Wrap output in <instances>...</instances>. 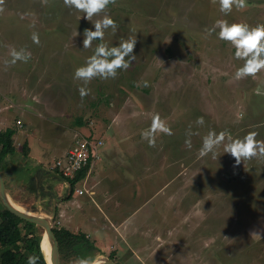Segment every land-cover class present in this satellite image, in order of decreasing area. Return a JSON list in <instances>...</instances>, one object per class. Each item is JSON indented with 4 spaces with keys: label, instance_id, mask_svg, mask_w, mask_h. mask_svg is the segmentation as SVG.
I'll return each mask as SVG.
<instances>
[{
    "label": "rangeland",
    "instance_id": "obj_1",
    "mask_svg": "<svg viewBox=\"0 0 264 264\" xmlns=\"http://www.w3.org/2000/svg\"><path fill=\"white\" fill-rule=\"evenodd\" d=\"M0 8V131H17L16 154L1 171L14 203L67 229L58 213L68 186L55 173L34 191L30 178L38 166L54 171L57 159L92 136L102 142V159L78 184L82 202H72L67 216L75 210L72 220L80 223L72 233L89 237L90 253L101 251L98 260L113 255L116 264H264V161L234 167L223 144L215 159L199 156L210 130L233 139L255 131L264 141V71L235 80L243 61L235 59L231 44L205 31L221 19L264 24V0H247L246 8L228 15L211 0H116L108 13L118 29L107 30L104 42L113 47L135 37L137 59L115 79L90 81L83 99L84 85L74 72L99 43L83 49V32L94 30L92 22L63 0H3ZM34 32L39 44L31 39ZM12 49L27 50L31 59L6 65ZM156 114L173 134L158 133L150 147L141 132ZM79 119L86 125L78 126ZM189 131L197 133L191 149L185 146ZM127 217L131 229L120 230ZM96 220L114 236L124 232L123 240L99 241L92 230ZM36 225L43 236L45 229ZM253 230L261 234L252 237ZM58 258L71 264L76 256Z\"/></svg>",
    "mask_w": 264,
    "mask_h": 264
},
{
    "label": "clouds",
    "instance_id": "obj_2",
    "mask_svg": "<svg viewBox=\"0 0 264 264\" xmlns=\"http://www.w3.org/2000/svg\"><path fill=\"white\" fill-rule=\"evenodd\" d=\"M213 4H219L221 13L228 15L235 7L237 10L246 8L247 0H211ZM3 0H0V4ZM64 5L71 10L83 13V18L92 22L94 30L85 29L83 32V49L87 50L92 47L94 41L96 44L94 54L87 58L85 65L78 67L74 72V79L83 82L79 88V93L83 99L90 94L87 85L95 78L104 80L115 79L119 70H128L137 59L134 55V49L137 39L133 36L121 38L118 46L109 47L104 42L105 33L111 30L113 34L117 32L118 25L108 13V6L115 4L116 0H63ZM0 11H3L0 8ZM94 17L96 19H94ZM218 30V31H217ZM206 33L211 36L215 33L219 40L227 42L235 49L234 57L236 60L243 61V65L234 73V79L239 81L247 77H255L258 73L264 71V24L249 26L244 23H229L227 20H217L215 24L208 29ZM77 35L79 33L77 32ZM31 39L34 43L39 44V34L32 33ZM11 60L5 61V64H15L25 62L31 59V53L25 49H12L10 52ZM197 125H203V117L196 121ZM158 133L172 135V130L165 121L156 114L151 121L150 127L141 132L143 140L147 141L150 147L156 144ZM197 133L189 131L186 135L189 137L185 140V146L189 149L192 147L190 137ZM258 133L255 131L247 133L243 138L233 139L227 131L217 133L210 130L202 140V147L199 149V156L206 157L211 154L215 159L216 149L223 144L224 153L230 154L235 159L234 167H239L244 161L258 159L264 161V141L257 140ZM227 138V143L225 140ZM77 188V187H76ZM261 234L253 230L250 235L255 237ZM28 264H38V257L29 256ZM71 264H97L94 258H76Z\"/></svg>",
    "mask_w": 264,
    "mask_h": 264
},
{
    "label": "trees",
    "instance_id": "obj_3",
    "mask_svg": "<svg viewBox=\"0 0 264 264\" xmlns=\"http://www.w3.org/2000/svg\"><path fill=\"white\" fill-rule=\"evenodd\" d=\"M77 124L80 127L86 125L82 119H79ZM16 134L17 131L12 128L0 131V168L7 162L8 157L16 154L17 150L14 145ZM29 150L28 143L24 144L23 155L27 158ZM66 154L56 160L54 171H46L41 166L36 167L34 175L30 178L32 190L41 192L46 178L54 177L56 173V176H61L69 182L71 193L66 199L70 200L76 191L77 184L86 178L90 167L80 170L73 178L64 176L57 164L64 159ZM37 227L35 223L14 215L5 206L0 205V264H28L29 256L38 257V264H47L40 246L43 236ZM53 231L58 242L59 254L67 260L74 256L87 258L95 255L90 253L93 243L86 234H75L66 228L58 227V225L54 226ZM111 258H114L113 255Z\"/></svg>",
    "mask_w": 264,
    "mask_h": 264
},
{
    "label": "built area",
    "instance_id": "obj_4",
    "mask_svg": "<svg viewBox=\"0 0 264 264\" xmlns=\"http://www.w3.org/2000/svg\"><path fill=\"white\" fill-rule=\"evenodd\" d=\"M102 142L92 136L84 137L77 141L76 145L67 152L64 159L57 166L60 172L66 176L73 178L80 170L90 166L93 168L98 161L101 160L100 147ZM78 195H83L84 190L76 188Z\"/></svg>",
    "mask_w": 264,
    "mask_h": 264
},
{
    "label": "water",
    "instance_id": "obj_5",
    "mask_svg": "<svg viewBox=\"0 0 264 264\" xmlns=\"http://www.w3.org/2000/svg\"><path fill=\"white\" fill-rule=\"evenodd\" d=\"M0 200L2 201L4 206L7 209H9V211L12 212L14 215L22 219L31 221L35 224H39L45 229V234L42 237V241L40 245L42 252L45 256V260L47 264H60L59 258H58V255H59L58 242H57L56 236L53 231L54 229L53 219L46 214H42V213L40 214L36 212H25V211H21L20 209H17V207L14 205V202L9 195L7 186L3 178L1 168H0ZM45 236L47 239L51 241L52 258H50V260L47 259L45 252L43 250V241H44ZM97 264H116V263L111 259H103V260H99Z\"/></svg>",
    "mask_w": 264,
    "mask_h": 264
},
{
    "label": "crops",
    "instance_id": "obj_6",
    "mask_svg": "<svg viewBox=\"0 0 264 264\" xmlns=\"http://www.w3.org/2000/svg\"><path fill=\"white\" fill-rule=\"evenodd\" d=\"M99 162H101V160L100 161H98L97 163H96V165H95V167L97 166V164L99 163ZM92 171H93V169H92ZM91 171V172H92ZM91 172L87 175V177L84 179V181L86 180H88V178H89V176L91 175ZM60 173V172H59ZM61 174V173H60ZM59 179H61V181L64 183V185L65 186H68V188L70 189V184H69V182L68 181H66V180H64V178H61V176H59ZM83 181V180H82ZM80 183V182H79ZM78 183V184H79ZM78 186V185H77ZM71 190V189H70ZM70 193H71V191H70ZM70 193H69V195H70ZM108 193V192H107ZM68 195V196H69ZM68 196L66 197V198H68ZM79 196H82V195H78L76 192H74L73 193V195L71 196V198H70V200H67L66 198H64V200H62L61 199V201H62V203L59 205V206H63L61 209H60V213H58V215H59V217H61V220H60V223L62 224V225H64V224H66L67 226H65V227H67V229L68 230H70L71 232H72V227L74 226V224H76V223H80V220H78L79 218L77 217L75 220H72L75 216H74V212H75V210H72V212H71V214L70 215H68L67 216V214H68V212H70L71 211V208L72 207H70L71 206V203L72 202H74L75 204H77V202H79V201H81V200H79ZM59 198V197H58ZM82 202V201H81ZM78 206L79 205H77L76 207L78 208ZM57 209V208H56ZM68 209V210H67ZM56 212L58 211V210H55ZM100 212L102 213V214H104V212H103V210H100ZM54 216L55 217H58L57 216V213H55L54 212ZM114 215H115V213H114ZM104 216H106V218H109V216H107L106 214H104ZM63 220V223L61 222ZM129 220H130V218L129 217H127V218H125L124 220H122V222L121 223H119L118 225H119V229L120 230H122V228L124 227L125 229H128V230H130L131 229V227H129V225H128V222H129ZM92 223H93V228H92V230L93 231H98L100 234L99 235H97V237H98V239H99V241L100 240H102L103 238H106L107 239V241L109 240V239H111L112 241H114V240H123L122 238H123V234H124V232H121V231H119L118 232V234L117 235H115L114 236V233L113 232H111V231H109L108 229H104V228H102V227H100L101 226V224H99L98 223V220H96L95 222L94 221H92ZM136 226H138V225H135L134 227L136 228ZM134 227H132V228H134ZM78 229H80V228H77L76 230H78ZM124 229V230H125ZM123 230V231H124ZM96 253H98V254H95V256L93 257L94 259L96 258V257H100L102 254H101V251L99 250L98 252H96ZM113 260V259H112Z\"/></svg>",
    "mask_w": 264,
    "mask_h": 264
},
{
    "label": "bare ground",
    "instance_id": "obj_7",
    "mask_svg": "<svg viewBox=\"0 0 264 264\" xmlns=\"http://www.w3.org/2000/svg\"><path fill=\"white\" fill-rule=\"evenodd\" d=\"M101 153V152H100ZM101 159H102V156H101ZM90 167V166H89ZM93 168L90 167V170L88 172V174L90 173V171L92 170ZM87 174V175H88ZM87 177V176H86ZM78 185V184H77ZM14 205L17 207V209H20L21 211H25V212H30L27 210L26 207H24L23 205H20V204H17V203H14ZM45 234V233H44ZM43 234V236H44ZM43 250L45 252V255L47 257L48 260H50V258H52V247H51V241L49 239L46 238V236L44 237V241H43ZM98 258L100 257H97V262H99ZM112 260V259H111Z\"/></svg>",
    "mask_w": 264,
    "mask_h": 264
}]
</instances>
